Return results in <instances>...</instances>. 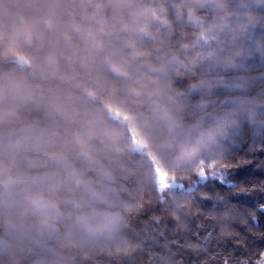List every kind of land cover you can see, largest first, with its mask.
Instances as JSON below:
<instances>
[{"label": "trees", "instance_id": "trees-1", "mask_svg": "<svg viewBox=\"0 0 264 264\" xmlns=\"http://www.w3.org/2000/svg\"><path fill=\"white\" fill-rule=\"evenodd\" d=\"M106 211L108 244L70 236ZM58 256L264 257V0H0V264Z\"/></svg>", "mask_w": 264, "mask_h": 264}, {"label": "rangeland", "instance_id": "rangeland-1", "mask_svg": "<svg viewBox=\"0 0 264 264\" xmlns=\"http://www.w3.org/2000/svg\"><path fill=\"white\" fill-rule=\"evenodd\" d=\"M115 117H117L116 114ZM133 140L135 145L136 143H138V145H136L135 148L142 150L143 145L140 143V141L135 138ZM228 172H229V168L224 163H212L206 167L199 168L197 175L201 179H205V180L208 178L210 179L213 178L217 180H227V178L229 179ZM155 178L160 186V189L168 188L172 184H175L178 188H184L183 185L181 184V181H179L177 178L175 177L169 178L161 171H157V173L155 174ZM165 191L167 192L164 193L163 196L161 197V204H163V208H164L163 210L168 211V205H169L168 191L170 190L165 189ZM76 217H77V221L75 222V224L67 225L66 227L68 229L70 236L78 240L82 245L86 247H88L89 244H95L99 242L108 244L114 235V231H113L115 230L114 226L117 227L119 225L118 223L119 216L109 211L95 214V216H93L92 218L81 217V216H76ZM44 227L41 228L43 234L44 235L47 234V236H45L44 239L48 236H53L52 234H55V231L53 230V228L51 229L49 227L48 223H46ZM33 240H34L33 238L30 239L27 238L28 242H31ZM34 244L38 246V244L41 243L37 241ZM40 251L44 252L45 249L40 247ZM55 254L57 253H54L53 255ZM58 258L59 259L54 260L52 264H61L59 262H63L64 260L63 257L58 256ZM222 264H227V263H222ZM242 264H247V263H242ZM256 264H264V257Z\"/></svg>", "mask_w": 264, "mask_h": 264}, {"label": "water", "instance_id": "water-1", "mask_svg": "<svg viewBox=\"0 0 264 264\" xmlns=\"http://www.w3.org/2000/svg\"><path fill=\"white\" fill-rule=\"evenodd\" d=\"M136 145H138V143H136Z\"/></svg>", "mask_w": 264, "mask_h": 264}, {"label": "bare ground", "instance_id": "bare-ground-1", "mask_svg": "<svg viewBox=\"0 0 264 264\" xmlns=\"http://www.w3.org/2000/svg\"><path fill=\"white\" fill-rule=\"evenodd\" d=\"M136 146V145H135Z\"/></svg>", "mask_w": 264, "mask_h": 264}]
</instances>
